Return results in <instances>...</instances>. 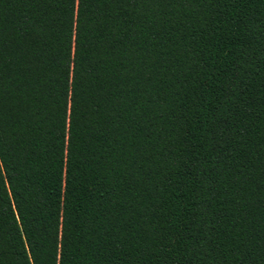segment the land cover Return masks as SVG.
Here are the masks:
<instances>
[{
  "label": "trees",
  "instance_id": "1",
  "mask_svg": "<svg viewBox=\"0 0 264 264\" xmlns=\"http://www.w3.org/2000/svg\"><path fill=\"white\" fill-rule=\"evenodd\" d=\"M0 264H264V0H0Z\"/></svg>",
  "mask_w": 264,
  "mask_h": 264
}]
</instances>
